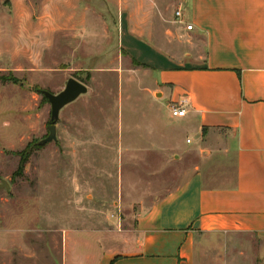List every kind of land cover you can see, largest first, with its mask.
Masks as SVG:
<instances>
[{"label":"rangeland","instance_id":"obj_1","mask_svg":"<svg viewBox=\"0 0 264 264\" xmlns=\"http://www.w3.org/2000/svg\"><path fill=\"white\" fill-rule=\"evenodd\" d=\"M17 1L30 8L27 24L32 27L28 33L40 31L41 35L36 46L26 47L27 58L21 73L16 72V63L8 50L0 55V68L4 69L0 77L7 80L0 81L7 86V91H1L5 105L0 109V126L4 128L0 136L8 134L9 127L17 124L10 116L12 104L7 102L20 92L37 98L36 128L27 143L31 149L47 136L46 127L51 120L50 103L42 93L59 94L70 78L82 83L86 92L61 109L55 121L56 142L33 150L23 177H13L19 162L13 152H20L27 145L15 151H6L0 145V184L4 181L9 186L0 188V264H62L66 228L69 230L65 231L66 236L79 238L76 241L81 244L75 249L79 255L67 252L65 264H74L71 256L78 258L86 249L81 236L86 228L92 234L91 245L100 248L99 256L128 252L139 237L138 218L176 193L188 176L197 159L188 140L198 141L200 136L181 130L180 139L187 146L178 148L174 128L178 127L179 119L173 117L170 132L162 128L152 130L149 106L161 96L146 97L145 91L153 92L149 68L118 45V27L122 24L127 30L137 21L139 26H153L154 34L165 32L169 37L177 21L175 12L182 10L184 0H78V7L89 10L83 17L85 31L83 26H77L67 37L53 31L50 15L39 13L41 7L50 5L49 0ZM137 7L138 14L133 17L132 11ZM79 12L76 11L75 22H79ZM182 13L183 20H187L186 10ZM14 14L10 0H0V29H7V37L14 34L10 30ZM143 36L140 42H133V47L129 44L139 60L152 50L147 33ZM7 41L3 40L0 47ZM201 50L199 45L198 53ZM119 103L134 105L144 116L123 123V141L118 140L115 119ZM170 105H166L168 112ZM88 115L89 127L100 133L103 140L100 149L84 146L88 140L94 144L92 140L96 138L87 133L84 118ZM32 120L34 123V115ZM82 148H86L87 159L82 158L78 164L79 160L72 158L71 153ZM83 167L79 175L87 174L88 183L79 177L77 180L84 182L85 190L77 186L71 191L66 175L72 176ZM50 169L57 174L48 175ZM40 170L43 175L38 174ZM57 177L59 180L51 183ZM11 229H19L21 233L13 232L9 243L4 241L3 234ZM258 242L250 235L201 234L195 240L193 264H258ZM4 244L12 248L7 250ZM248 254L250 259L244 261Z\"/></svg>","mask_w":264,"mask_h":264},{"label":"crops","instance_id":"obj_2","mask_svg":"<svg viewBox=\"0 0 264 264\" xmlns=\"http://www.w3.org/2000/svg\"><path fill=\"white\" fill-rule=\"evenodd\" d=\"M49 1L50 5L41 7L39 13L50 15L53 31L67 37L77 26L82 28L88 8L78 7V0ZM10 2L15 12L10 24L14 34L7 37V29H0V43L8 40L0 47V55L8 50L16 63V72L21 73L27 58L26 47L36 46L41 32L29 34L30 8L22 1ZM77 10L79 22H75ZM182 10H186L188 18L183 21L193 26L192 31H186L177 19L169 37L165 32L154 34L153 26H139L137 21L127 30L119 24L118 45L149 68L153 92L145 91L146 97L161 96L149 106L152 130L162 128L170 132L171 116L166 105L183 104L186 114L178 118V127L174 128L178 138L174 143L178 148L187 146L180 139L181 130L199 134L198 141L188 140L197 153L195 164L176 193L138 218L139 237L130 251L99 256L100 248L91 245L92 234L86 228L81 234L86 249L78 258L71 256L74 264H193L195 240L201 234L254 236L259 241L258 264H264V0H184ZM137 14L138 7L132 11L133 17ZM145 32L152 50L139 60L132 49L133 42H140ZM7 47L18 50L9 51ZM0 72L4 69L0 68ZM5 85L0 84V92L6 90ZM36 101L35 96L22 91L7 102L12 104L10 116L17 124L9 127L8 134L0 136L1 148L15 151L27 145L36 128ZM4 105L1 92L0 109ZM141 117L143 114L134 105L119 103L115 118L118 140H124L123 123ZM90 123L88 115L84 118L87 133L96 138L92 140L94 144L88 140L84 146L100 149L103 140L100 133L89 127ZM3 130L1 125L0 133ZM83 148L71 153L72 158L79 160L78 164L82 158L87 159ZM84 167L72 176L66 175L71 191L77 186L85 190L84 182L77 180L79 177L88 183L87 174L79 175ZM49 172L50 176L57 174L52 169ZM38 174L44 173L40 170ZM67 229H63L62 264L68 253L79 255L75 249L81 244L76 241L79 238L66 236ZM13 232L21 233L19 229L5 231L4 241L10 243ZM248 259L250 254L243 258Z\"/></svg>","mask_w":264,"mask_h":264},{"label":"water","instance_id":"obj_3","mask_svg":"<svg viewBox=\"0 0 264 264\" xmlns=\"http://www.w3.org/2000/svg\"><path fill=\"white\" fill-rule=\"evenodd\" d=\"M86 92L85 86L79 81L70 78L68 79L65 88L57 95H52L48 92H43V96L48 100L51 107V120L47 126V136L36 143L37 146H44L52 142H56V126L55 121L58 119L59 111L68 103L75 100L79 95ZM0 188L8 189L6 182L2 181Z\"/></svg>","mask_w":264,"mask_h":264},{"label":"trees","instance_id":"obj_4","mask_svg":"<svg viewBox=\"0 0 264 264\" xmlns=\"http://www.w3.org/2000/svg\"><path fill=\"white\" fill-rule=\"evenodd\" d=\"M0 81L6 82L7 80L5 78H3V76H1ZM37 147H41V146H37L35 144L31 149V145L28 144L22 151L13 152L19 158L18 166H17L15 172L13 173V177H23V172H24V168L27 164V161H28L31 153L33 152V150L37 149Z\"/></svg>","mask_w":264,"mask_h":264},{"label":"built area","instance_id":"obj_5","mask_svg":"<svg viewBox=\"0 0 264 264\" xmlns=\"http://www.w3.org/2000/svg\"><path fill=\"white\" fill-rule=\"evenodd\" d=\"M175 17L177 18L179 24H183V19H182L183 13H182V10L180 8L175 12ZM184 28H185L186 31H192L193 26L191 24H186ZM182 105L183 104L172 103L169 106V111H170L171 117H173V118H182V117L185 116L186 111L182 107Z\"/></svg>","mask_w":264,"mask_h":264}]
</instances>
